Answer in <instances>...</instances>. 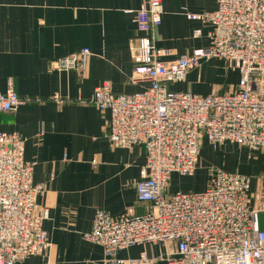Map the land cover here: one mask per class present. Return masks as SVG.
I'll list each match as a JSON object with an SVG mask.
<instances>
[{"label":"built area","instance_id":"built-area-1","mask_svg":"<svg viewBox=\"0 0 264 264\" xmlns=\"http://www.w3.org/2000/svg\"><path fill=\"white\" fill-rule=\"evenodd\" d=\"M216 3L213 12L183 9L188 20L209 26V48L165 62L169 53L156 47L152 35L162 24L163 0H144L134 13L139 36L130 53L135 80L150 86L117 96L106 82L88 100L109 113L107 138L113 147L140 145L146 151L136 193L147 212L128 209L114 217L98 209L93 229L85 235L103 248L102 264H155L145 254L139 260L118 258L120 251L147 244H175L177 251L164 257L168 264H264V232L257 226L259 210L250 205L249 177L213 169L203 191L168 193L173 174L194 175L204 141L214 149L230 144L264 153V0ZM200 36V30L194 31V37ZM89 54L84 49L58 59L53 69L81 70ZM202 59L227 62L240 74L237 88L206 97L169 89L184 82ZM21 103L12 85L0 92V114L16 112ZM34 166L25 159V140L0 128V264H24L52 247L43 228L49 210L38 204L45 186L34 184Z\"/></svg>","mask_w":264,"mask_h":264},{"label":"crops","instance_id":"crops-1","mask_svg":"<svg viewBox=\"0 0 264 264\" xmlns=\"http://www.w3.org/2000/svg\"><path fill=\"white\" fill-rule=\"evenodd\" d=\"M144 0H0V92L10 85L22 98L14 113L0 114V128L25 140V159L35 164L33 182L44 185L38 199L49 210L43 228L50 235L48 253L32 256L24 264H102L103 248L85 238L93 229L98 209L118 217L128 209L138 215L147 205L137 200L136 185L146 164L143 146L113 147L107 138L109 113L88 100L108 82L115 95H135L148 81L135 80L130 46L139 36L134 13ZM162 24L153 31L157 48L168 51L163 60L173 62L209 48V26L190 21L183 9L195 14L213 12L216 0H163ZM200 30L201 36L194 37ZM89 49L81 70L58 71L53 62ZM231 75L214 82L212 72ZM240 74L220 59H202L186 80L169 86L173 92L201 96L232 93ZM63 100L56 103L54 98ZM222 169L250 178V205L258 209L257 226L264 232V153L224 145L214 149L203 142L197 170ZM180 174H173L168 193L201 192L207 179L188 184L191 191L173 188ZM208 178V177H207ZM180 183V182H179ZM175 244L137 245L120 251L124 261L145 254L155 264L175 253Z\"/></svg>","mask_w":264,"mask_h":264},{"label":"rangeland","instance_id":"rangeland-1","mask_svg":"<svg viewBox=\"0 0 264 264\" xmlns=\"http://www.w3.org/2000/svg\"><path fill=\"white\" fill-rule=\"evenodd\" d=\"M213 75L211 77V79L214 81V82H219L221 83V78L224 77V79L227 81V82H231L232 81V77L231 75H228L226 73H223L219 70H215L214 72H212ZM209 174L210 173H206V172H203L202 170H198L197 172L194 173L193 176H190V177H181V178H184V179H180L178 178L177 181L173 182V188H176V189H181V190H189L190 189V186L187 185V187L183 184L184 182H187L188 184L192 183L194 180H197L200 176H204L205 179H207V182H208V179H209ZM208 177V178H207ZM180 182V183H179ZM191 191V190H189Z\"/></svg>","mask_w":264,"mask_h":264}]
</instances>
